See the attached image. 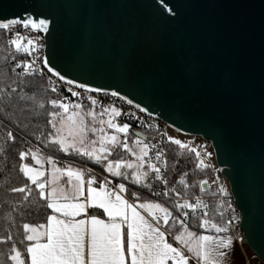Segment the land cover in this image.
<instances>
[{"label":"snow or ice","instance_id":"obj_1","mask_svg":"<svg viewBox=\"0 0 264 264\" xmlns=\"http://www.w3.org/2000/svg\"><path fill=\"white\" fill-rule=\"evenodd\" d=\"M17 6L19 12L11 18L0 15V37H6L0 62V264H230L240 216L220 181L222 170L211 164L208 146L160 132L157 124L136 114L152 118L153 112L119 90L67 78L47 55L37 54L44 47L39 35H23L54 31L55 17L44 11L48 5L18 0ZM154 7L166 21L179 19L176 0H154ZM18 53L32 59H17ZM57 81L67 86L70 96ZM82 91L90 102L87 109L79 102ZM98 93L136 112L104 106L92 95ZM121 117L155 128L159 143L135 132L130 145L132 124L121 123ZM165 141L181 155L195 158V174L210 169L217 173L211 184L209 179L198 182L201 195L191 191L197 183L185 179L187 172L178 181L182 192L169 186ZM49 145L102 165L121 182L98 180L91 169L58 166L59 161L41 153V146ZM118 149L129 158L113 159ZM124 181L147 189L155 199L129 191ZM205 192L211 203L202 198ZM97 209L106 219L94 214ZM40 210L44 223L32 222ZM197 226L201 231L191 230Z\"/></svg>","mask_w":264,"mask_h":264},{"label":"water","instance_id":"obj_2","mask_svg":"<svg viewBox=\"0 0 264 264\" xmlns=\"http://www.w3.org/2000/svg\"><path fill=\"white\" fill-rule=\"evenodd\" d=\"M35 2L55 17L44 55L67 78L119 90L212 143L242 238L264 263V0H176L175 21L154 0ZM17 5L0 0V15Z\"/></svg>","mask_w":264,"mask_h":264},{"label":"trees","instance_id":"obj_3","mask_svg":"<svg viewBox=\"0 0 264 264\" xmlns=\"http://www.w3.org/2000/svg\"><path fill=\"white\" fill-rule=\"evenodd\" d=\"M4 39H6V37H0V62L3 61V56L5 55L4 52ZM54 95V94H53ZM85 106V109H87L89 107L90 103H82ZM100 106L97 105L96 106V110L99 111ZM135 132H141L143 134L146 133V130L143 129H136L133 125H132V129L130 130V135H132L135 139V135L133 133ZM35 143V142H34ZM119 154L122 155H126V153H124L123 151H117ZM41 153L44 156H51V157H56V158H60L62 159L64 162H68V163H73V164H78L81 166H85V167H89L93 170H95L96 172H99L103 175L109 176L111 177L109 174H107V172L103 169L102 165H97L94 162H89L87 160H85L82 157L79 156H75V155H68L62 152L57 151L54 146L49 145L48 148H44L41 146ZM117 155V153H115L114 155H116L118 158L120 155ZM116 157V158H117ZM179 161L178 163H176L175 168L172 169L171 166L175 163V161ZM14 162L13 157L10 156L8 163H12ZM31 163L33 165H35V161H31ZM68 163H64L58 166H64L65 164ZM195 158L193 156H191L190 154L188 155H181L180 151L177 150L176 146L174 145H170V184L171 186H176L178 191H183V186L180 185L178 183L180 177L187 172L188 176L185 177V179L191 184L193 182L197 183V187L192 189L191 191L193 193H195V195H201L200 191H199V187H198V182L202 179H208L210 177V170H207L203 173H199V174H195L193 172V169L195 168ZM4 165V161L0 160V167H3ZM46 169H50L49 167ZM114 178V177H113ZM115 182H121L119 180V178H114ZM15 183V181H14ZM124 183H126V186L129 188V191H137L139 195H141V197L143 199H155V197H153L151 195V193L147 190V189H142L139 186L136 185H131L130 182L128 181H124ZM204 197H210L208 192H205L203 194ZM212 198L208 201V202H212ZM101 211L100 210H96L94 212L95 215H97L98 217H103L104 215H101ZM44 216L45 213L43 212V210L38 211L33 217H31V221L32 222H39V223H44ZM191 230L194 231H201L198 226L197 227H192ZM238 234L242 237L240 230L238 231Z\"/></svg>","mask_w":264,"mask_h":264},{"label":"built area","instance_id":"obj_4","mask_svg":"<svg viewBox=\"0 0 264 264\" xmlns=\"http://www.w3.org/2000/svg\"><path fill=\"white\" fill-rule=\"evenodd\" d=\"M23 35H25V36H28V35L37 36V35H39V37L42 38V42H43V44H44V47H43L42 52H38L37 54H38V55H44L45 41H44V34H43V33L36 34V33H31L30 31H23ZM17 59H27V60H31L32 57H31V56H26L25 54H22V53H18V54H17ZM57 84L63 87V89H64V95H68V96H70V94L67 93V90H66V89H67V86L62 85V82H59V81H57ZM73 87H74V86H73ZM92 95H94L98 100H100L101 103H102L104 106H107V105H110V104H114V105H116V106H122V107L124 108L125 111L136 112V109H134V108H132V107H130V106H127V105H123V102L119 101L117 98L111 97L110 95L105 96L104 93H98V94H92ZM82 96L84 97V99L81 100V101H79V102H81V103H90V102L87 100V98H86V97H87V94H86V93H83V91H82ZM71 99H72L73 101H78V98H76V97H71ZM98 105H99V104H98ZM99 106H100V105H99ZM136 114H137V115H140L143 119H145V120L148 121V122H152V123L157 124V125L159 126V130H160V132H164V133H166V134H170V131H169V130H170V127H169V126L167 125V123H165L163 120H161V119H159V118H157V117H154V116H153L152 118H149V117H147L145 114H141V113H136ZM119 121H120L121 123H123V122H129V123H131L136 129H138V130H140V129L146 130L145 135H147L148 138H149L148 142H150V143H159V133L157 132V130H156L155 128H153V129H148L147 127H141L138 123L133 122V121H128L125 117H121V118H119ZM194 138H195V139H194V140H195L194 142H195V145H196V146L199 147V146L204 145V144H206V145L208 146V150L212 153L211 164L214 165L216 168L221 169V168L217 165V163H216V159H215V154H214V150H213L212 143H211L210 141H208V140L203 139L202 137H199V136L194 137ZM164 147H165V150H166V152H167V159H168V162H169V165H170V144H167V142L165 141V143H164ZM53 159L59 161V165L64 164V163H68V162H64V161H63L62 159H60V158L53 157ZM68 164H70V163H68ZM80 168L85 169V170H87V169H91V168H89V167H85V166H81V165H80ZM91 170H92V173H93L94 175H96V177H97L98 180H102L104 177H107L109 180L112 181L113 184H115L114 180H113L111 177L106 176V175H103V174H101V173H99V172H96V171L93 170V169H91ZM221 170H222V169H221ZM216 175H217V173H216L214 170H211V169H210V177L208 178L209 181H210V184H211V180H212V178H213L214 176H216ZM218 175H219V177H220V181H222V182H224V183L226 184V186H227V188H228V191H229L230 194H231L230 199H231L232 205H233V207L236 209V212L239 214V216H240V220H241V214H240L239 210L237 209V207H236V205H235V201H234L233 195H232V193H231V189H230V184H229L227 178L223 175L222 171H220V172L218 173ZM166 178L169 180V186L171 187V184H170V169H169V172L166 173ZM212 187L214 188L215 185H212ZM156 190L159 191L160 188L157 187ZM202 198L205 199L206 201H209V200L211 199V197H204V196H202ZM212 199H213V198H212ZM225 211L227 212V210H225ZM240 220H239L238 226L236 227V234H238V231H239Z\"/></svg>","mask_w":264,"mask_h":264},{"label":"crops","instance_id":"obj_5","mask_svg":"<svg viewBox=\"0 0 264 264\" xmlns=\"http://www.w3.org/2000/svg\"><path fill=\"white\" fill-rule=\"evenodd\" d=\"M74 168H80V165L78 164H73L70 163ZM36 167H40V165H33ZM45 168H50V165H45ZM63 167V166H61ZM50 171V169H49ZM110 175V174H109ZM111 176V175H110ZM111 178L114 180L115 179L111 176ZM66 178H62L61 179V183L64 184ZM119 183V182H118ZM116 184V182H115ZM100 210L101 212L103 210L101 209H97ZM100 219H106V214H104L103 217H99ZM237 239H236V243H235V247H234V251H233V255L231 258V262L230 264H264L257 256H255L252 251L247 247V245L245 244L243 238L239 235L236 234Z\"/></svg>","mask_w":264,"mask_h":264},{"label":"rangeland","instance_id":"obj_6","mask_svg":"<svg viewBox=\"0 0 264 264\" xmlns=\"http://www.w3.org/2000/svg\"><path fill=\"white\" fill-rule=\"evenodd\" d=\"M169 131H170V135H173V136H175L177 138H181V139H184V140H187V141H195L194 140L195 139L194 137L187 136V135H182V134L176 132L175 130H173L171 128H170ZM134 140H135V138L132 135H129L128 142H129L130 145H134ZM117 151H123L124 153H126V155H122V154H119L118 152H116L117 155L118 154L120 155L119 158L120 157H123L125 159L129 158L128 153L126 151H124L123 149H118ZM116 157H117L116 155H113L112 158L113 159H117L118 157L117 158ZM107 174H109V173H107Z\"/></svg>","mask_w":264,"mask_h":264}]
</instances>
